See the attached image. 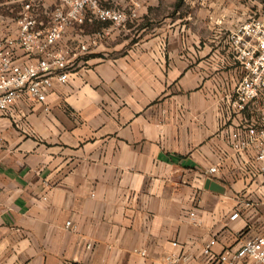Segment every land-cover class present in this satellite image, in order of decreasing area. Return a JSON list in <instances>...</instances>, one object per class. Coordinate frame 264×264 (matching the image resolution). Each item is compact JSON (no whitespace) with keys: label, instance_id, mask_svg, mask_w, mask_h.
<instances>
[{"label":"crops","instance_id":"crops-1","mask_svg":"<svg viewBox=\"0 0 264 264\" xmlns=\"http://www.w3.org/2000/svg\"><path fill=\"white\" fill-rule=\"evenodd\" d=\"M39 1L46 27L59 0ZM101 1L129 19L69 29L72 49L109 34L46 102L0 116V264H221L212 240L220 256L264 234V176L229 145L226 111L245 75L230 34L264 0Z\"/></svg>","mask_w":264,"mask_h":264},{"label":"built area","instance_id":"built-area-1","mask_svg":"<svg viewBox=\"0 0 264 264\" xmlns=\"http://www.w3.org/2000/svg\"><path fill=\"white\" fill-rule=\"evenodd\" d=\"M40 4L23 0L16 24V37L0 38V116H9L12 107L21 100L46 102L55 83L68 85L75 71V57L91 51L109 34L108 31L89 36L77 49L63 42L67 31L83 25L88 19L107 21L113 27L123 25L128 19L124 11L105 7L101 0H59L50 14V24L44 27L37 17ZM136 17V13L132 14ZM230 42L237 59L244 69L242 82L229 99L226 111L231 125L229 145L237 154L252 152L248 163L250 176H264V9L255 17L241 23L230 34ZM19 52L29 59L20 63ZM252 105L259 107V115L245 117ZM243 117V119L241 118ZM219 166L208 170L218 173ZM191 220L199 223L195 213ZM239 216L233 215V219ZM67 225L70 227L71 222ZM212 240L205 254L221 264H264V234L245 240L236 251L214 255ZM176 245V244H175ZM179 257L169 258V264H178Z\"/></svg>","mask_w":264,"mask_h":264},{"label":"rangeland","instance_id":"rangeland-1","mask_svg":"<svg viewBox=\"0 0 264 264\" xmlns=\"http://www.w3.org/2000/svg\"><path fill=\"white\" fill-rule=\"evenodd\" d=\"M33 0L38 5L41 1ZM21 0H2L0 1V36L9 33V29L16 24L21 11Z\"/></svg>","mask_w":264,"mask_h":264},{"label":"water","instance_id":"water-1","mask_svg":"<svg viewBox=\"0 0 264 264\" xmlns=\"http://www.w3.org/2000/svg\"><path fill=\"white\" fill-rule=\"evenodd\" d=\"M207 186L210 187L212 190H214L216 192H219V193H223L224 192L223 187L219 183H216V182H214L211 179L207 182Z\"/></svg>","mask_w":264,"mask_h":264},{"label":"trees","instance_id":"trees-1","mask_svg":"<svg viewBox=\"0 0 264 264\" xmlns=\"http://www.w3.org/2000/svg\"><path fill=\"white\" fill-rule=\"evenodd\" d=\"M0 1H2V0H0ZM102 2V1H101ZM103 4V3H102ZM86 23H84L83 25H85Z\"/></svg>","mask_w":264,"mask_h":264}]
</instances>
